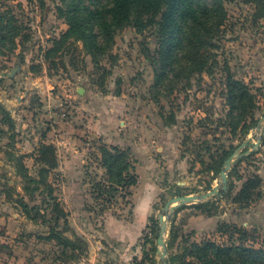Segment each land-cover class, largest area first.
Segmentation results:
<instances>
[{"label":"rangeland","instance_id":"rangeland-1","mask_svg":"<svg viewBox=\"0 0 264 264\" xmlns=\"http://www.w3.org/2000/svg\"><path fill=\"white\" fill-rule=\"evenodd\" d=\"M59 5L0 0V12L10 10L23 29L16 45L0 41V264H164L187 243H240L234 226L247 234L245 243L264 247V3L225 0L228 16L212 39L211 71L189 76L180 72L183 61L162 90L153 87L155 71L143 47L156 46L150 29L119 30L100 66L80 41L48 58L47 50L68 29ZM15 68L13 76L3 75ZM229 70L255 94L248 134L234 133L227 123ZM101 142L129 148L139 174L130 202L105 210L91 193L92 183L106 176ZM43 144L57 155L47 181L67 211L59 229L75 240V249L45 238L50 213L49 223L41 215L31 219L19 204L24 196L44 207L48 189L43 184L30 196L18 167L37 177ZM225 149L239 150L243 160L235 159L228 171L224 195L213 154L219 159ZM255 176L262 196L253 193L250 205L241 207L233 198ZM214 188L210 199L168 213L162 257L159 216L168 200Z\"/></svg>","mask_w":264,"mask_h":264},{"label":"trees","instance_id":"trees-1","mask_svg":"<svg viewBox=\"0 0 264 264\" xmlns=\"http://www.w3.org/2000/svg\"><path fill=\"white\" fill-rule=\"evenodd\" d=\"M59 16L64 18L68 29L57 39L54 46L47 50L46 56L53 57L59 49L67 43L82 42L85 50L91 54L96 66L100 60L111 51L116 34L125 27H133L137 33L144 34L153 30L156 37V46L143 44L144 51L151 61L155 79L154 89L162 90L171 74L179 71V65L185 63L184 70L190 75L211 71L209 66L210 48L216 47L212 42L223 32L227 19L225 0H60ZM258 5L263 0H249ZM263 9V7H262ZM21 26H16L14 16L10 10L0 12V41L2 45H16V39L22 34ZM185 59V60H184ZM228 98L230 110L227 114V123L234 133L238 129L248 134L251 124L248 118L256 108L255 94L250 86L241 79H237L229 70L227 77ZM253 121L256 123L257 120ZM235 148L232 145V149ZM211 151L212 148H208ZM101 166L106 170L103 179L92 183V196L98 201L102 210L112 208L121 202L129 203L133 195L132 187L139 182V174L129 148L118 145H106L101 142L99 147ZM234 150V149H233ZM233 150L225 149L219 159H215V173L221 172L225 161ZM44 166L39 169V175L31 176L19 167L20 174L26 184L25 189L30 196L45 185L48 196L44 197V207L39 204H30L25 197L19 198L20 207L24 213L37 219L44 216L45 223H49L48 214L52 221L49 223L48 240H55L63 248H76V242L59 229L60 220L67 218V211L60 206L54 194V186L47 181L50 169L58 166L57 155L52 145L43 144L39 149ZM243 160V158H239ZM221 189L222 194L229 192ZM261 178H248L237 195L233 198L241 207H247L256 197L262 196L258 191ZM226 191V192H225ZM32 197H30L32 199ZM45 204H47L45 206ZM51 205L52 211H48ZM206 205V204H200ZM46 208V210H43ZM158 223V222H157ZM234 229L240 235V243L236 241L221 245L212 240L187 243L182 253L172 252L167 264H264V247L251 246L245 241L247 234L238 226Z\"/></svg>","mask_w":264,"mask_h":264},{"label":"water","instance_id":"water-1","mask_svg":"<svg viewBox=\"0 0 264 264\" xmlns=\"http://www.w3.org/2000/svg\"><path fill=\"white\" fill-rule=\"evenodd\" d=\"M19 68L13 69L10 73H3V75H7L9 77L13 76L16 71ZM82 92V90L80 91ZM247 142H244L241 147L245 146ZM242 154L239 153V150H236L234 153H232L229 158L225 161V165L221 170V179H222V189L226 190L228 187V171L230 170L232 164L234 163L235 159H239ZM218 188H214L213 190H210L204 194H189V195H181V196H175L168 200V202L165 204L164 209L160 213L159 220L161 222V231L160 235L157 239L158 244L163 248L161 251L162 257H165L167 254V242L165 240V233L167 229V219L168 213H172L175 209L185 205V204H191V203H197L199 201H205L210 199L211 196H214L217 194ZM175 203V204H174ZM164 264H167V258L164 260Z\"/></svg>","mask_w":264,"mask_h":264}]
</instances>
